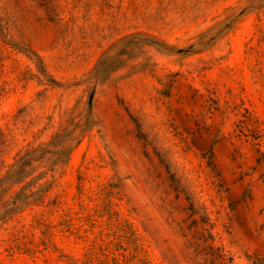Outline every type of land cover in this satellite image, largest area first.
Here are the masks:
<instances>
[{"label":"rangeland","instance_id":"374dc122","mask_svg":"<svg viewBox=\"0 0 264 264\" xmlns=\"http://www.w3.org/2000/svg\"><path fill=\"white\" fill-rule=\"evenodd\" d=\"M76 124L0 264H264V0H0V176Z\"/></svg>","mask_w":264,"mask_h":264},{"label":"trees","instance_id":"16d2710c","mask_svg":"<svg viewBox=\"0 0 264 264\" xmlns=\"http://www.w3.org/2000/svg\"><path fill=\"white\" fill-rule=\"evenodd\" d=\"M91 99L92 96L87 102L88 107L91 104ZM77 129L79 134L76 136L74 133ZM82 134H84V129L81 124H76L71 130L60 125L47 144L57 147L53 151L47 150L46 145L42 143H28L23 146L13 158V162L7 166L6 172L0 176V201L5 199L4 203L0 202V216L9 212V217H12L25 207L37 204L39 198L44 192H47L52 184L46 186L50 182L46 178L53 177V171L57 164L66 162V152L73 148V140H78ZM257 144L256 162L258 165H263L264 151L260 150V143ZM1 145L0 142V156L2 155ZM14 187H18L19 191H13ZM4 205L7 208H4Z\"/></svg>","mask_w":264,"mask_h":264}]
</instances>
